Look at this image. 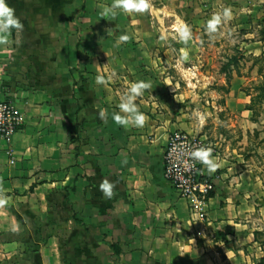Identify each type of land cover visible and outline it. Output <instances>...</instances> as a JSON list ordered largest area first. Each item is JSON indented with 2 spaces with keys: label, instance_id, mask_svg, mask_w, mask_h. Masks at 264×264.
<instances>
[{
  "label": "crops",
  "instance_id": "crops-1",
  "mask_svg": "<svg viewBox=\"0 0 264 264\" xmlns=\"http://www.w3.org/2000/svg\"><path fill=\"white\" fill-rule=\"evenodd\" d=\"M180 1L182 15L176 0H151L152 14L113 19L100 16L112 0H7L22 22L55 23L49 46H0V101L12 100L23 120L10 138H0V189L9 199L0 207V236H7L0 264H255L249 218L258 195L246 171L213 155L220 167L211 174L204 167L214 190L202 219L162 176L168 136L190 130L192 100L170 72L160 76L176 62L159 53L165 22L173 27L182 16L192 34L204 35V22L224 7L232 19L219 35L245 30L264 37V0ZM174 29H166L168 55ZM28 30L23 35L38 39ZM122 34L127 42H118ZM246 46L264 49L257 39ZM22 50L39 73L20 59ZM98 74L111 80L99 85ZM137 80L152 85L136 101L147 120L125 128L112 114ZM104 178L116 182L111 199L99 190ZM259 211L264 216V205Z\"/></svg>",
  "mask_w": 264,
  "mask_h": 264
},
{
  "label": "rangeland",
  "instance_id": "rangeland-1",
  "mask_svg": "<svg viewBox=\"0 0 264 264\" xmlns=\"http://www.w3.org/2000/svg\"><path fill=\"white\" fill-rule=\"evenodd\" d=\"M180 2L176 0L175 10L178 15H182L185 9ZM158 5L163 7L162 3ZM162 9L167 11V6ZM80 11L82 10L79 9ZM152 12L146 13L152 14ZM181 20L184 22L182 16ZM179 21L175 20L174 26H169L170 28L167 27L168 22H165L161 30L170 31L175 27L173 33L176 37L175 30L179 27ZM22 23L23 30L13 38V41H20L18 46L25 48L33 41L38 45L49 46L53 40L52 30L55 22L42 21L40 24L38 21H24ZM39 24L37 32L35 26ZM198 26L194 27L199 28ZM29 27L33 28L38 39L27 33L23 35L24 29L28 30ZM201 28L204 29V26ZM244 31L240 30L232 35L231 31L224 30L222 35L216 32L211 36L205 31L204 35L193 33L189 43L193 44L195 41L198 47L179 43L175 38L174 50L169 55L167 40H163L160 46V58L164 61L174 60L176 66L169 70H160V76H167L170 72L169 74L179 83V91L186 90L187 94L191 95L192 115L188 117L191 126L187 131L206 141L212 149V155H220L228 163L236 165L249 174L250 181L254 185L252 190L256 193L254 195H258L254 200L257 205H254L255 209L249 218L254 228L251 238L258 244L249 249V252L254 254L255 264H258L264 257V216L259 211V207L264 205V49L257 50L256 47V50L250 51L246 45L257 39L264 46V37L261 35H257L258 38L247 37ZM258 32H260L259 28ZM23 51L19 52L18 56L22 61H26L27 66L29 53ZM182 51H187L189 58L179 62ZM42 56V53H38L35 57L39 61L44 60ZM45 60H51L50 54ZM185 64L190 65L189 68H184ZM31 67H34L33 72L39 73V67L34 64ZM200 115L205 117L202 127ZM211 196L209 195V198ZM24 233V231L18 232L17 237ZM3 237L7 236L1 234L0 242Z\"/></svg>",
  "mask_w": 264,
  "mask_h": 264
},
{
  "label": "clouds",
  "instance_id": "clouds-1",
  "mask_svg": "<svg viewBox=\"0 0 264 264\" xmlns=\"http://www.w3.org/2000/svg\"><path fill=\"white\" fill-rule=\"evenodd\" d=\"M118 10V11H117ZM153 11V6L151 0H112L110 5L105 6L101 12L100 16L104 18H115L118 13L124 14H143L145 12L151 13ZM232 19V10L229 7H224L221 11L214 12L205 22L204 31L206 34L211 36L218 31L219 26L222 23H226ZM161 25H163V20H160ZM24 28V24L20 18L16 15L15 9L11 7L7 0H0V46H6L10 43L19 44V40L12 41L10 37L12 36L13 30L17 33L21 32ZM176 39L179 43L187 45L192 40L191 28L182 20L179 21V27L176 28ZM129 36L127 34H122L118 37V42H127ZM161 40H167V32L161 31ZM189 55L187 51H182L180 54V61L183 62L188 60ZM111 80V76L105 77L103 74H98L96 76V83L99 85H107ZM151 82L144 80H137L130 82L127 86V90L124 94L119 97V103L117 104L118 112L112 114L113 121L125 128L132 126L142 128L147 120L145 113L141 112L137 99L143 96L145 90L151 88ZM98 115L101 120L106 118V111L104 109H99ZM201 127L205 122V117L203 115L199 116ZM191 158L204 165L209 174L214 173L220 164L217 163L216 159L212 155V149L208 148H196L191 152ZM116 186L115 181H110L104 178L99 183V190L103 197L111 199L114 195L113 189ZM9 203L7 195L4 194L3 190L0 189V207H3ZM15 230V229H13Z\"/></svg>",
  "mask_w": 264,
  "mask_h": 264
},
{
  "label": "built area",
  "instance_id": "built-area-1",
  "mask_svg": "<svg viewBox=\"0 0 264 264\" xmlns=\"http://www.w3.org/2000/svg\"><path fill=\"white\" fill-rule=\"evenodd\" d=\"M23 125L21 113L12 100L0 101V138L8 139ZM208 148L201 137L176 130L168 136L163 152L162 176L177 195L189 203L197 218L203 217V206L213 192L212 179L205 173L204 165L191 158L192 150Z\"/></svg>",
  "mask_w": 264,
  "mask_h": 264
},
{
  "label": "trees",
  "instance_id": "trees-1",
  "mask_svg": "<svg viewBox=\"0 0 264 264\" xmlns=\"http://www.w3.org/2000/svg\"><path fill=\"white\" fill-rule=\"evenodd\" d=\"M210 195H212V193ZM262 262H264V257L262 259H260L258 264H261Z\"/></svg>",
  "mask_w": 264,
  "mask_h": 264
}]
</instances>
